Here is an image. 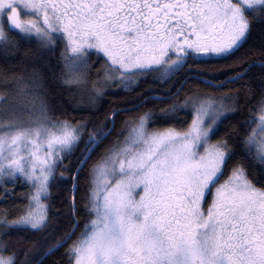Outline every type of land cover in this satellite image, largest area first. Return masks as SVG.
I'll return each mask as SVG.
<instances>
[{
	"label": "snow or ice",
	"instance_id": "obj_1",
	"mask_svg": "<svg viewBox=\"0 0 264 264\" xmlns=\"http://www.w3.org/2000/svg\"><path fill=\"white\" fill-rule=\"evenodd\" d=\"M26 15H42L43 23H25ZM257 28L264 33V0H0V48L9 46L8 33L34 38L53 54L63 44L60 60L65 85L86 82L84 72L93 54L97 62L103 61L97 75L103 74L104 84L93 86V106L110 88L109 81L131 89L139 86L137 77L160 73L157 82L166 83L183 69L192 52L229 57ZM247 71L245 67L229 82L243 79ZM11 79L18 93L30 89L28 94L34 97V105L38 102L43 120L35 121L36 127L17 121L0 123L3 195H12L7 185L14 186L17 180L35 189L16 220L8 222L6 216L0 220V264L17 260L15 251L3 255L8 250L4 236L48 226L49 206L42 201L50 196L55 169L79 147L81 129L86 127L48 119L37 74L27 81ZM5 101L6 96L0 95V105ZM189 103L194 118L187 132L174 128L149 132L150 123L166 121L178 109L173 105L159 117L149 111L139 117L122 146H110L89 169L83 230L65 253L69 264H264V187L256 186L264 179V139H258L257 129L249 132L244 127L257 123L264 131V115L258 122L250 115L234 139L211 143L218 122L239 110L238 98L231 108H217L215 98L197 94L186 99L179 111ZM258 105L264 112V94ZM4 111L0 106V112ZM254 111L249 109L250 114ZM116 115L113 111L109 122ZM209 116L211 123L205 119ZM110 134L103 126L91 134L72 175L60 177L71 182L67 213L71 231L56 249L81 226V210L75 202L80 173ZM45 140L47 152L40 159ZM248 159L258 169L256 182L249 178ZM226 169L228 178L216 189L205 212L202 205Z\"/></svg>",
	"mask_w": 264,
	"mask_h": 264
},
{
	"label": "trees",
	"instance_id": "obj_2",
	"mask_svg": "<svg viewBox=\"0 0 264 264\" xmlns=\"http://www.w3.org/2000/svg\"><path fill=\"white\" fill-rule=\"evenodd\" d=\"M254 43L246 54V61L243 66L247 67L249 73L241 80L230 83V78L235 72L226 66H220L217 73L212 70L214 63L194 64L192 68L199 71L202 80L190 79L176 74L166 84V86H174L177 89L183 81L185 85L179 90L171 94L163 93L160 89L155 88L150 79L139 80V86H133L126 91H111L106 93L93 106L91 98L75 97L71 85H65L61 80V73L64 71L60 60L58 50L53 54L51 51L43 50L37 43L30 41L27 37H21L8 33L9 46L6 49L0 48V95L8 96L11 99L17 97L16 84L12 81V77H23L26 81L33 74H37L42 82V88L39 90L43 97L48 110V119L52 123H63L64 121L72 124L86 125L81 129V141L79 147L73 153L64 159L63 164L55 169V178L51 179L50 196L44 200V204L48 205V226L42 231H11L3 239L8 243V250L3 255L15 251L17 255L16 264H36L49 249L61 241L65 235L71 231L69 228L70 217L67 215L69 211V189L71 187L70 180H62L60 177L71 176L75 170L80 153L85 148V142L88 140L90 133H94L102 126L107 131L110 127L109 118L113 111L117 113L114 118V129L112 133L103 140L91 154V159L84 167L79 177V190L75 193V202L80 214V228L76 229L75 235L62 248L46 257L40 264H69L70 258L65 254L72 242L81 234L85 220L83 212L85 183L88 177L89 169L97 163L105 154L106 150L117 144L121 139L122 129L125 121L139 119L144 113L154 111L157 117L160 116L162 110L171 109L173 105L178 107L183 104L186 99H191L195 95L214 96L233 98L232 102L238 98V111L231 113L222 123H218V129L215 135L210 137L211 143H216L221 138L229 137L234 139L239 134L240 125L250 115L256 117L259 108L258 102L261 95L264 94V33L257 28L253 35ZM89 71L92 76H98L100 62H97L93 56L89 59ZM243 66L239 67V62H234V69L243 70ZM217 80L223 82L219 89L212 88ZM8 83L10 88L2 85ZM206 83H210L206 84ZM251 89V92L249 91ZM30 89L20 94H28ZM32 96V95H31ZM33 97V96H32ZM160 98L159 100L154 99ZM227 97V98H228ZM34 99L31 101L33 103ZM24 106H28L24 102ZM35 111L32 115L37 121L43 120L39 111L38 102L35 103ZM31 107V106H29ZM34 108V107H33ZM249 109H255L250 114ZM21 115H23L21 113ZM191 123V115L187 111H177L172 118L168 120L158 119L148 125V131L157 132L174 128L178 132H184ZM255 123L244 125L249 132L254 128ZM249 178L254 182L257 180L258 169L253 165L252 160H246ZM232 162L229 163L230 169ZM67 167V171H65ZM228 170H225L224 176L219 180L223 181L228 178ZM257 187H264V179L259 180ZM8 191L12 193L10 196L3 195V189H0V220L5 216L8 222L16 220L23 209L28 204L31 194V188L22 180H17L15 185H7ZM91 216L88 217L90 219Z\"/></svg>",
	"mask_w": 264,
	"mask_h": 264
},
{
	"label": "rangeland",
	"instance_id": "obj_3",
	"mask_svg": "<svg viewBox=\"0 0 264 264\" xmlns=\"http://www.w3.org/2000/svg\"><path fill=\"white\" fill-rule=\"evenodd\" d=\"M32 20H36L38 23L41 24V22H39L40 18H38V17L32 16V15H26L25 18H23V21L25 23H27L29 21H32ZM63 47H64V45H63ZM69 54H70V52H69ZM93 56H94V58L96 57V55H94V54H93ZM102 67H103V61H100V65H99V69L98 70L100 71L102 69ZM88 71H89V68L86 69L85 72H84V75L86 76V82L81 83L79 85H71L72 88H73V91H74V96L75 97L84 98V102L88 101L86 98H91L92 97V90H93V86L94 85L101 86V85L104 84V76H103V74H101L99 76H92V75H90L88 73ZM109 84H110V88L106 91V93H109L111 91H126V90L129 89V88H121L119 83H118V81H109ZM17 94L18 95H17V97L15 99H11V98H9L7 96L6 97V101L3 103V105H0L2 107L6 108V111L0 112V123L7 124V123H9L11 121H17L18 123H20L24 127H28L30 125L33 126V127H36L37 125L34 122L37 121V119L31 113L32 111H35L34 103L31 102L34 99V97H32L31 95L28 96L26 94H20V93H17ZM201 97H213V98H215V105H216L217 108H219L220 106H223L224 108L233 107V102H232L233 98H230L228 96H224V97L219 98V97L204 95V96H201ZM188 100H191V99H188ZM24 102H27L28 106H24ZM90 102L92 103V98H91ZM184 104H185V102L183 104H181V105H184ZM29 106H31V107H29ZM180 106L178 107V110H179ZM184 111H187L191 115V123H190V125H191L192 124V120L194 118L192 104L191 103L187 104L185 106V110ZM21 113L23 115H21ZM230 114L231 113H229L228 116ZM256 114H257L256 115V117H257L256 120L258 122L259 116L260 115H264V112H262L260 110V107H259ZM205 119H206V121L208 123H211V117L210 116L206 117ZM137 121H138V119H136L134 121L133 120H129V121L127 120V121L124 122V126H123V129H122V134H121V138H120L121 140L118 141L117 144L122 146L123 142L125 141V139L130 137V135L132 133V129L134 127H136V122ZM190 125L187 127V129L184 132H187L189 130ZM254 128L257 129L256 135H257L258 139H264V131H261L257 127V123H255ZM163 131H166V130H163ZM163 131H159V132H163ZM152 132H154V131H152ZM184 132H181V133H184ZM57 134H59V133H57ZM201 151H203V150L201 149ZM46 152H47V142L45 140V141L42 142V148H41V151L39 152V158L43 159L44 156L46 155ZM37 174H39L38 170H37ZM225 180H227V179H224L223 181H220V182L218 181V183L215 186L212 187L211 194L208 195V197H207V202L203 203V205H202V207H203L205 212L207 211L208 207L213 202V197L215 195L216 189L221 184H223L225 182ZM110 182L113 183V184L115 183L114 180L110 181ZM34 192H35V189L31 188L30 196L32 194H34ZM137 192L140 195L143 194L140 189H137ZM136 199H139V195L136 196ZM42 202H44V200ZM92 218L93 217H90V219H92ZM80 235L78 237H80Z\"/></svg>",
	"mask_w": 264,
	"mask_h": 264
},
{
	"label": "flooded vegetation",
	"instance_id": "obj_4",
	"mask_svg": "<svg viewBox=\"0 0 264 264\" xmlns=\"http://www.w3.org/2000/svg\"><path fill=\"white\" fill-rule=\"evenodd\" d=\"M23 18H25V16ZM38 18H40L41 21L39 20V22H41V24H42L43 23L42 15ZM255 30L256 29H253L252 36L248 39L247 43L244 44L243 47H240L239 50L235 51V53L229 57H218L215 55L192 52L191 55H189L187 57V62L184 64L183 69L172 74L171 77L169 79H167V82L178 73L182 76H185L186 77L185 80H190V79L202 80L203 77H201L200 72L196 71V70H194V68H192V66L194 64H201V63H209V62L214 63L215 66L212 69L214 71V73H217L220 66H226V65H229L227 67H230L235 72V74L238 73L239 70L237 68L234 69V62H237V63L239 62V67L243 66L245 64L246 57H247L246 54L250 50L249 48L251 47V45L254 43L253 35L255 34ZM30 41H33V42L38 44V42L34 38L30 39ZM63 49H64L63 44H60L56 50H58V52L60 54L61 51H63ZM172 55H173V58H175V54L173 53ZM95 58L97 59V57H95ZM244 68H245V66H243V69ZM247 68H248V66H247ZM248 73H249V70L247 71L246 75ZM160 75H161L160 73H151V74H148L146 76L137 77V79H138V81H139V79H141V80L150 79V81H152V83L155 85L154 86L155 88H158V89H160L161 92H163V93L166 92L167 94H169V93L171 94L172 92L179 90L181 87H183L185 85L186 81H183L178 89H177V87L175 88L174 86H166L167 82L166 83L157 82V77H159ZM222 85H223V82H220L219 80H217L211 86H212V88L214 87L215 89H219Z\"/></svg>",
	"mask_w": 264,
	"mask_h": 264
},
{
	"label": "water",
	"instance_id": "obj_5",
	"mask_svg": "<svg viewBox=\"0 0 264 264\" xmlns=\"http://www.w3.org/2000/svg\"><path fill=\"white\" fill-rule=\"evenodd\" d=\"M206 84H209L210 85V83H206ZM154 99H156V100H159L160 98H157V97H155ZM114 121L112 120L111 122H110V127L108 128V130H111V133H112V131H113V129H114ZM107 130V131H108ZM92 133H90V135H91ZM89 139V138H88ZM75 232H76V230H75ZM70 241V240H69ZM68 241V242H69ZM67 242V243H68ZM67 243H65V244H63V246H61V247H59L58 249H56L55 247L54 248H52V251L51 252H47L44 256H42V258L36 263V264H40L46 257H48L49 255H51L52 253H54L55 251H57V250H59L60 248H62V247H64Z\"/></svg>",
	"mask_w": 264,
	"mask_h": 264
}]
</instances>
